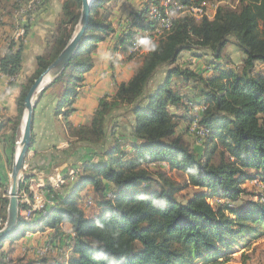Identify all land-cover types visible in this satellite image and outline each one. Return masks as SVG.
<instances>
[{
    "label": "trees",
    "instance_id": "1",
    "mask_svg": "<svg viewBox=\"0 0 264 264\" xmlns=\"http://www.w3.org/2000/svg\"><path fill=\"white\" fill-rule=\"evenodd\" d=\"M10 1L0 0V10L12 13L6 9ZM29 1L15 0L14 6ZM124 1H95L78 50L45 90L57 88L55 117L64 114L66 137L74 138L59 154L60 161L68 164L62 170L66 182L60 189L48 185L46 195L53 203L32 211L30 217V205L19 197L17 226L0 241V264H63L49 255L11 262L7 257L12 245L28 232L51 229L55 237L64 234L65 225L70 228L68 264H214L264 237V191L247 187L250 181L264 185V69L256 70L258 63L264 66V0L220 5L212 19L191 15L176 19L171 30L150 45L132 78L118 84L114 96L100 99L89 123L75 126L69 120L75 111L71 105L85 74L94 67L98 44L114 34V8ZM179 1L202 5L210 0ZM48 2L41 0L28 10L24 36L9 39L0 58L4 74H21L24 40L34 15ZM159 2L147 0L126 22L117 41L126 53L145 38L146 30H153L156 22L150 6ZM81 8V0H62V13L44 53L36 57L35 72L19 85L18 115L1 123L10 129L1 142L10 164L21 136L27 93L68 43ZM232 42L244 55L240 69L220 66ZM184 52L193 62L184 60L181 67L178 62ZM195 64L197 68L192 67ZM163 67L168 69L165 78L152 86ZM182 110L190 123L197 118L208 129L200 148L194 149L185 138ZM193 111L196 115L188 117ZM33 146L34 135L30 151ZM70 155L73 160L66 159ZM72 168L79 169L74 180L68 175ZM168 169L181 173L184 182ZM7 185V176L0 177V229L8 215ZM188 188L192 193H184ZM87 199L94 202L90 213Z\"/></svg>",
    "mask_w": 264,
    "mask_h": 264
},
{
    "label": "crops",
    "instance_id": "2",
    "mask_svg": "<svg viewBox=\"0 0 264 264\" xmlns=\"http://www.w3.org/2000/svg\"><path fill=\"white\" fill-rule=\"evenodd\" d=\"M146 1L126 0L114 8L112 21L116 30L112 36L100 42L93 53L94 67L85 74L84 82L78 88L74 103L71 105V107L75 108V111L69 117L73 125L79 126L89 123L95 114L100 99L104 96H114L117 92L118 84L128 82L134 75L137 65L141 63L140 58H138L139 55H132L130 50L126 53L123 50L122 43L117 45V41L124 32L126 22L133 17L136 11L144 6ZM61 13L62 0H49L42 10H39L34 15L31 29L24 40V63L21 74L16 77H10L0 71L1 178H5L8 171L6 151L2 148L1 142L3 138L10 134L9 126L1 125V123L7 116L12 118L18 115L17 99L21 92L19 85L35 72L36 57L44 53L49 37L56 29ZM25 21L26 19L18 17L14 11L7 13L5 10H0V58L7 49L9 39L17 38L18 31ZM147 53L148 50H146L145 54ZM130 55L133 57H130ZM51 90L44 92L36 104L33 120L34 146L26 159V163L31 168L40 172L62 171L68 166L65 161H60L59 157L61 155L59 154L60 151L67 149L74 139H67L66 137L68 136V130L64 114L55 117L58 94L56 91ZM63 110H67V107L63 108ZM3 135L4 137H2ZM69 159L73 160L74 157ZM67 228L69 231V226ZM52 233L51 229H46L45 231L36 230L26 234V236L12 245L13 251L8 255L7 260L11 262V259L18 258L20 255H23V257L27 255L26 258L35 256L37 247L43 246L46 241H52ZM7 247L8 243L4 249ZM70 255L69 251L60 254L57 251H53L49 254L51 257H59V260L64 261L63 264H68Z\"/></svg>",
    "mask_w": 264,
    "mask_h": 264
},
{
    "label": "rangeland",
    "instance_id": "3",
    "mask_svg": "<svg viewBox=\"0 0 264 264\" xmlns=\"http://www.w3.org/2000/svg\"><path fill=\"white\" fill-rule=\"evenodd\" d=\"M238 2H239V0H235V1L234 0H210V1L205 2L203 4L205 6V10L213 16L217 12L218 7L220 5H229V6L235 7V6H237ZM14 3H15V0H14V2H13V0H11L9 3H6V4H8L6 6V9H9V10L16 12L18 17L21 18V15H24L26 10L29 8L28 7L29 4L23 3L20 7L15 8ZM153 29L155 32L154 37L156 39V42H158L160 39V35L158 36V34H156L155 26ZM156 35L158 37H156ZM144 54H145V52L142 54H138L139 55L138 58L142 59ZM207 59H208L207 60L208 63L212 62V60H213L210 57ZM243 59H244V55H243L241 49L235 44V42H232L225 48V50L223 52L222 60L219 62L221 63L220 66L222 68L233 69L236 67V69H240L242 67L241 61ZM184 60L189 61V62L190 61L193 62V60H191V54H189L188 52H184L181 55V58L179 59L178 64L182 65L181 67L186 65ZM203 63L205 64L204 61H203ZM203 63H201V67L204 65ZM210 64H212V63H210ZM192 67L197 68L198 66L195 64V65H192ZM263 67L264 66L262 64L258 63L256 70L258 72H261L264 69ZM166 70L168 71L167 68L163 67L158 71L157 75L155 76V79L152 81V86L159 84V82H161L165 78L166 73H167ZM55 89H57V88L54 87L51 91H53V90L56 91ZM185 89L191 91V93H193V94L195 93L194 91H192V87H185ZM197 111H199V110H197ZM179 113L181 115V116H179L180 121L182 122L181 128L182 129L186 128V133H185L186 140L188 141V143H190V145L194 149L200 148L202 146L203 142L206 141V138H205L206 135L202 136L201 134L196 133V131H194L192 129L193 124L190 123L189 120L185 119L183 116L185 114L184 110H182V112L180 111ZM192 115H196V112L195 111L190 112V116H188V117H191ZM15 147H16V145H15ZM14 151H15V149H14ZM68 157H71V155L66 156V159H68ZM27 158H28V156H27ZM9 164L10 163H8V171H7L8 185L6 187L7 188L6 194L8 197H9V189H10V177H9V175H10L11 170H12L13 160H12L11 164L10 165ZM62 172L63 171H61V173ZM167 172L170 175H172L175 179H178V181L184 182V179H183L181 173H179L175 170H171V169L170 170L168 169ZM57 173H59V172L57 171ZM247 185H248L247 187L251 191H254V192L255 191H258V192L264 191V185L261 184L259 181H250L247 183ZM192 191H193L192 188H188V189H186V191H184V193L190 194V193H192ZM250 197L251 196H249V195L246 196L247 199ZM86 211H87V213H90L89 209H87ZM5 222H6V220H5ZM4 225H5V223L2 225V227ZM67 227L68 226H64V230H65L64 234H62V235L58 234L55 236L56 238L53 237L52 241H50V242L46 241L43 246L37 247L35 255L37 256L38 255L37 251L43 247L49 248V250L45 256H48L53 251H57L58 254L66 253L67 251H69L71 253V251H70V248H71L70 247V240H69L70 234L68 232ZM13 256H14V254H13ZM26 256L27 255L24 256L25 260H26ZM21 257H23V255H20L18 258H21ZM16 258L17 257H15L13 259H16ZM60 261L62 262V260H60ZM199 264H201V263H199ZM214 264H264V237L249 241L247 243V247L242 246V247L237 248L236 251L233 254H231V256L227 260L224 259L223 261H219V262L214 263Z\"/></svg>",
    "mask_w": 264,
    "mask_h": 264
},
{
    "label": "built area",
    "instance_id": "4",
    "mask_svg": "<svg viewBox=\"0 0 264 264\" xmlns=\"http://www.w3.org/2000/svg\"><path fill=\"white\" fill-rule=\"evenodd\" d=\"M41 0H30L28 2V9L26 10L24 15H21L22 18L26 19L27 12L30 9H35L37 4ZM159 4H152L150 6V15L151 18L156 22V34L158 36H163V34L169 30H171L174 21L181 16L191 15L195 18L208 17L212 19L215 15H211L205 10L204 4H184L179 0H159ZM216 14V13H215ZM154 29L146 30L145 38L139 41H135L130 49L131 54H142L149 51V47L152 43L156 42L154 37ZM25 28L21 26V29L18 31L17 36H24ZM156 35V37H158ZM201 110H204V106L201 107ZM192 129L196 131V133L203 135H207L208 129L199 125L198 119L196 118L194 122H192ZM37 171L31 168L29 164L25 162L24 172L21 176V184L23 188L20 190L19 188V197L21 196L24 201H26L30 205V209L27 212V216L30 217L32 211L34 210H42L45 209L48 203H53L51 199H49L46 195V187L48 185H52L54 188H60L65 182L61 171ZM79 172V169L72 168L70 169L68 175L70 180H74ZM29 188V191L33 193V196H29V192L26 188ZM94 206V202L91 199H87L85 208L91 209ZM1 223V220H0ZM37 230V229H36ZM27 234H30L28 232ZM49 248L43 247L40 248L37 253L38 256H45L48 252ZM71 251V248H70ZM37 264H41L38 262Z\"/></svg>",
    "mask_w": 264,
    "mask_h": 264
},
{
    "label": "water",
    "instance_id": "5",
    "mask_svg": "<svg viewBox=\"0 0 264 264\" xmlns=\"http://www.w3.org/2000/svg\"><path fill=\"white\" fill-rule=\"evenodd\" d=\"M82 8L79 21L73 31L68 43L58 57L42 71L29 89L25 103L24 114L21 122V136L16 143L12 170L10 177L8 215L5 225L0 229V241L10 234L17 226L19 219V188L21 176L24 172L26 158L30 152L33 138L34 110L38 100L45 90L50 87L56 79L66 70L69 62L78 50L82 39L89 27L90 14L96 0H81ZM49 81L43 85L45 80Z\"/></svg>",
    "mask_w": 264,
    "mask_h": 264
},
{
    "label": "bare ground",
    "instance_id": "6",
    "mask_svg": "<svg viewBox=\"0 0 264 264\" xmlns=\"http://www.w3.org/2000/svg\"><path fill=\"white\" fill-rule=\"evenodd\" d=\"M48 81H49V80H48V79H46V80H45V82L43 83V85H45V84H46Z\"/></svg>",
    "mask_w": 264,
    "mask_h": 264
}]
</instances>
